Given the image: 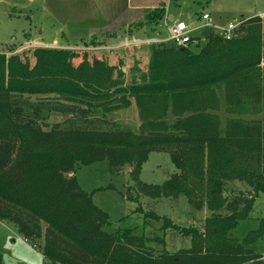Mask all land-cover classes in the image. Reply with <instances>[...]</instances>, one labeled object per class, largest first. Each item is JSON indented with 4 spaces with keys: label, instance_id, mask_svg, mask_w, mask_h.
Segmentation results:
<instances>
[{
    "label": "trees",
    "instance_id": "obj_1",
    "mask_svg": "<svg viewBox=\"0 0 264 264\" xmlns=\"http://www.w3.org/2000/svg\"><path fill=\"white\" fill-rule=\"evenodd\" d=\"M164 16L163 8L148 11L145 24L158 25ZM201 37L204 45L194 52ZM195 41L159 44L146 70L134 67L130 83L120 66L90 62L89 52L37 48L34 64L24 52H0V221L41 249L44 264H264V249L256 247L264 240V218L244 238L233 236L264 193V17L243 18L230 40L209 29ZM219 91L234 116L224 122ZM44 95L64 99L56 109L71 118L50 125L44 101L31 102ZM133 103L139 132L99 128L89 117L101 110V123H110L107 114ZM169 111L177 115L173 124ZM153 152H168L177 169L162 185L139 180ZM104 160L114 169L130 165L138 192L204 197L210 215L202 232L163 227L190 236L192 246L157 251L153 244L164 245V237L106 231L108 214L75 176L78 165ZM232 181L251 190L236 193Z\"/></svg>",
    "mask_w": 264,
    "mask_h": 264
},
{
    "label": "rangeland",
    "instance_id": "obj_2",
    "mask_svg": "<svg viewBox=\"0 0 264 264\" xmlns=\"http://www.w3.org/2000/svg\"><path fill=\"white\" fill-rule=\"evenodd\" d=\"M108 1L115 8L112 7L108 14L103 15L102 9H99L101 0H0V52H5L8 56L24 52L32 64L35 62L32 54L37 48L68 49L81 54L89 52L87 55L90 62L98 58L110 65L120 66L126 74L127 82L130 83L134 74L133 69L137 64L141 70H146L152 50L161 43L169 45V42H149L169 37L172 22L167 20L168 4L161 3L153 9H141L139 14L134 16L124 13L129 9L131 0H120V3L119 0ZM177 2L179 4L171 8L176 21L196 22V12L208 13L212 23L224 24L238 23L243 18L253 16L264 17V0H176L175 3ZM160 8L164 9L165 15L162 21L155 26L147 25L149 24L146 22L147 12ZM128 21L132 28L130 32L129 26H126ZM111 28L116 30L117 35L124 33L125 38L113 48L103 47L101 41L106 43L117 41L116 38L107 35ZM116 33L111 32L117 37ZM95 38L100 44L90 45V41ZM55 39L56 44L53 41ZM202 41L204 42V38L201 37L198 41L201 45L194 49V52L201 50L204 45ZM43 44L49 46H42ZM81 61V56L74 59L75 64ZM136 74L139 75L137 72ZM218 94L219 113L224 122L234 116L225 112L223 91H219ZM38 100L44 101L42 108L50 125L71 118L56 109L60 102L67 104L58 95L32 97L31 102L36 104ZM100 111L89 115L99 128L106 130L122 128L139 132L141 121L134 103L129 108L107 114L106 119L110 123L105 121L101 123ZM176 118L177 115L169 111L166 120L173 124ZM131 171L130 165L114 169L107 160L76 167L75 176L80 186L92 194L94 204L109 216V224L105 226V230L116 233L133 229L134 233L140 236L164 237V245L153 244L157 251L167 250L173 253L190 248L192 246L190 236L183 235L173 227L166 229L163 227L176 225L180 229L196 228L202 232L205 219L210 215L204 197L192 199L185 193H180L177 197H152L138 192V185ZM176 172L177 169L168 152H153L144 163L139 180L146 184L162 185ZM230 186L236 193L251 190V187L242 181H232ZM129 198H138L139 202ZM140 205L145 213H154L162 219L145 217L144 212L137 209ZM261 218H264V193L256 198L250 217L240 222L233 231V236L244 238L249 231L260 226ZM166 221L168 222L165 223ZM256 247L263 250L264 240ZM0 254L3 257L2 264H44L41 249L34 248L13 223L6 221H0Z\"/></svg>",
    "mask_w": 264,
    "mask_h": 264
},
{
    "label": "built area",
    "instance_id": "obj_3",
    "mask_svg": "<svg viewBox=\"0 0 264 264\" xmlns=\"http://www.w3.org/2000/svg\"><path fill=\"white\" fill-rule=\"evenodd\" d=\"M211 16L208 13L201 14L196 22L188 23L184 20H174L169 28V37L167 39L151 40V43L172 42L180 46H186L193 42L196 37L200 36L204 30H214L223 38L230 40L238 31L243 19L238 23L229 22L212 23ZM264 258V257H263Z\"/></svg>",
    "mask_w": 264,
    "mask_h": 264
},
{
    "label": "crops",
    "instance_id": "obj_4",
    "mask_svg": "<svg viewBox=\"0 0 264 264\" xmlns=\"http://www.w3.org/2000/svg\"><path fill=\"white\" fill-rule=\"evenodd\" d=\"M175 1L176 0H131L130 1L131 5H130L129 9L126 10L124 13H126L128 15L134 14V16H137L139 14V10H141V9H153V8H155V6L160 5L161 3H166V5L168 4L167 8L169 11V15L167 16V20L172 22L175 20V17L172 14L173 12H172L171 8H174V7H176V5L179 4L178 2L175 3ZM118 2L120 3V0ZM99 5H100L99 9H102L101 14H103V15L108 14L112 7H113L112 9L115 8V6L111 5L108 0H101V3H99ZM196 14H197L196 17L198 18L203 13L196 12ZM130 24L131 23L128 21V23L126 25L127 27L129 26V32L132 31ZM110 30H111V32L116 33V30H114V28H111ZM111 32L108 34H111ZM123 34L124 33L117 35V33H116L117 37L111 36V38H116L117 41H116V43H114L115 41L112 43H109L110 44L109 47L113 48L115 45L119 44V42L121 40H124L125 37ZM112 40H114V39H112ZM53 41L55 42V44L57 43V39H55ZM42 46H49V45L43 44Z\"/></svg>",
    "mask_w": 264,
    "mask_h": 264
},
{
    "label": "water",
    "instance_id": "obj_5",
    "mask_svg": "<svg viewBox=\"0 0 264 264\" xmlns=\"http://www.w3.org/2000/svg\"><path fill=\"white\" fill-rule=\"evenodd\" d=\"M185 48H182V50H184Z\"/></svg>",
    "mask_w": 264,
    "mask_h": 264
}]
</instances>
